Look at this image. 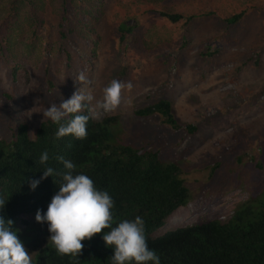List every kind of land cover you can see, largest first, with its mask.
Listing matches in <instances>:
<instances>
[{"label":"rangeland","instance_id":"1","mask_svg":"<svg viewBox=\"0 0 264 264\" xmlns=\"http://www.w3.org/2000/svg\"><path fill=\"white\" fill-rule=\"evenodd\" d=\"M57 1L46 0L45 24L27 26L13 44L5 40L10 20L0 22V136L12 139L22 121L33 134L46 108L82 86L76 79L83 73L91 84L81 90L94 96L96 119L119 116L115 130L122 141L159 150L183 169L192 199L157 234L226 221L239 203L262 193L264 0H94L84 14L86 3L65 12ZM242 8L245 16L228 25L225 18ZM155 9L184 18L171 22ZM122 22L135 26L124 41ZM113 80L124 85L120 106L96 109ZM160 99L172 103L182 128L173 129L160 114L135 113ZM188 124L197 131L189 133ZM18 233L32 261L51 242L34 215L20 217Z\"/></svg>","mask_w":264,"mask_h":264},{"label":"trees","instance_id":"2","mask_svg":"<svg viewBox=\"0 0 264 264\" xmlns=\"http://www.w3.org/2000/svg\"><path fill=\"white\" fill-rule=\"evenodd\" d=\"M93 1L58 0L57 5L68 12L70 4L80 8L86 3L80 9L84 14L90 13ZM256 1L259 0H241V3L248 5ZM45 5L46 0H0V13L5 10L0 14V22L10 20V33L5 38L8 44L16 42L27 26L45 24ZM155 11L171 22L184 18L180 13ZM245 13L246 9L242 8L227 16L225 21L228 25L237 23ZM65 19L62 18L61 25ZM118 29L124 41L135 26L122 22ZM12 71L16 77L18 68L13 66ZM135 113L143 117L160 114L163 122L173 129L182 128L168 99H160ZM78 114L87 115V109ZM71 118L66 116L61 123L66 124ZM118 121L117 115L90 118L86 125L87 136L82 140L72 135L58 139L55 134L59 125L48 118L41 121L33 134L28 123L22 121L12 139L0 136V199L6 201L0 216L13 221L12 229L18 238L20 217L24 214L35 216L37 210L41 214L46 212L51 198L59 190L62 174L67 169L57 157H63L76 166L74 175L89 176L97 190L111 196L114 201L112 227L137 216L143 219L147 245L159 256L160 264H264V190L257 197L239 203L226 221L205 220L155 234L175 210L191 201L192 194L179 163L166 160L159 150L122 141L115 130ZM186 129L193 134L197 126L188 124ZM45 151L49 161L41 165L39 158ZM46 166L54 169L53 175L31 190L30 181L40 179ZM41 224L48 229L47 222ZM110 230L102 229L90 240L82 241L84 247L78 257L61 256L52 242L45 243L35 255L33 264H112L114 250L102 239L104 232Z\"/></svg>","mask_w":264,"mask_h":264},{"label":"clouds","instance_id":"3","mask_svg":"<svg viewBox=\"0 0 264 264\" xmlns=\"http://www.w3.org/2000/svg\"><path fill=\"white\" fill-rule=\"evenodd\" d=\"M76 81L81 82L82 86L69 99L63 100L59 106L52 104L42 112L43 118H48L59 125L55 134L58 139L66 135L81 140L86 138L87 122L97 115L92 107L94 96L89 91L81 90L84 85L91 84V81L83 73L79 74ZM123 87L121 82L113 80L103 89V99L96 101L95 108L104 112L114 111L121 104ZM128 87L130 88L131 85L129 84ZM85 109L87 115L78 114ZM66 116L72 118L66 124H62L61 121ZM57 159L63 163L67 171L62 174V183L51 198L46 212L41 214V211L37 210L35 215L37 222H47L49 240L56 252L61 256L78 257L84 247L82 241L90 240L94 234L101 233L102 229H111L104 232L102 239L107 247L114 250L112 264H149V262L160 264L159 256L147 245L143 219L137 216L134 220H124L116 227H112L111 210L114 201L111 196L106 191L97 190L89 176L83 173L74 175L76 166L72 161L63 157ZM48 161L49 155L45 151L40 156L39 162L41 165H46ZM53 173L54 169L46 166L40 179L30 181V189L35 190L41 180L52 176ZM5 204L6 201L0 199V209ZM12 224V220L6 221L0 216V264H33L30 253L18 238L17 232L12 229Z\"/></svg>","mask_w":264,"mask_h":264}]
</instances>
